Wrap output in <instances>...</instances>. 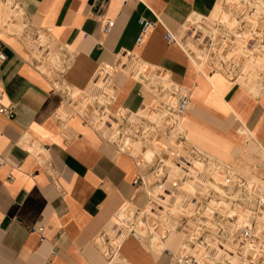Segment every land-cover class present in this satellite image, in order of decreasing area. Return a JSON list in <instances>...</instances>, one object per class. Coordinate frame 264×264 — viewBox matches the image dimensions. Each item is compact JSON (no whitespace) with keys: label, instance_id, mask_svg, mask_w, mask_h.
I'll return each mask as SVG.
<instances>
[{"label":"crops","instance_id":"0c3cea01","mask_svg":"<svg viewBox=\"0 0 264 264\" xmlns=\"http://www.w3.org/2000/svg\"><path fill=\"white\" fill-rule=\"evenodd\" d=\"M11 1L23 20L22 32L0 37L2 102L15 105L13 116L0 115V264H172L171 235L160 240L162 250L150 235L107 229L122 204L140 205L132 186L136 163L77 111L62 113L66 96L55 84L86 90L107 67L117 93L101 113L135 116L144 89L118 62L131 55L164 70L189 95L181 120L189 148L231 171L255 173L264 163V76L245 86L210 64L195 66L166 41L165 33L178 34L217 0ZM5 5L0 0V13ZM141 19L153 25L137 42ZM105 20L113 25L102 34ZM39 48L67 65L61 74L39 69Z\"/></svg>","mask_w":264,"mask_h":264},{"label":"rangeland","instance_id":"374dc122","mask_svg":"<svg viewBox=\"0 0 264 264\" xmlns=\"http://www.w3.org/2000/svg\"><path fill=\"white\" fill-rule=\"evenodd\" d=\"M10 5H12V1L6 0L5 9L10 8L11 7ZM238 5H241V7H245V9H248L249 10L247 13L248 15L252 14L253 12H255L257 10V14H255V16L259 17V18H256L253 15L250 17V19L262 20L260 18H262L261 16H263V7L258 0H242V1L241 0H231V2L227 6H224L222 9L219 8L218 1H216L214 3V5L212 6V8L206 14H195V15H193L194 16L193 19H191V17H190L191 24H192L191 27L187 30H182V31L180 30L179 32H183V33L180 34L178 32L177 36L181 39L180 47L187 54V56L190 58L191 62L195 66L200 67V68H206L205 64H210V65H213L215 68H217L222 74H225L227 72L229 77L236 79L239 83L244 84L245 86H253V85L255 86V84L257 82H259V80L262 79L264 76V69H261L259 66V61L262 58V56H264V49H261V50L259 49L258 51H256V50H254V47L251 48L249 46V44H247L246 50L249 53H251L249 58H250V61H252L251 64H248V65H244V63H242L239 60V57L242 54H239L237 52H233L232 53L233 55L230 56L231 58L226 57L223 59V57H221L220 53H223L224 51L228 52L229 47L226 44H223V46H221L220 49L218 50L213 46V43L215 41H218V40L226 41V42L227 41H233V37L231 36V32H229L226 28H220V27H215L216 34L208 36V38L206 40L207 42L205 43V46H204V48L207 50V52L203 51L202 50L203 48L200 47L201 49H199V46L197 47V45L196 46L194 45L195 36H193V34L199 35L201 32L203 33V31H204V30H201L202 26H199L197 24L198 19H203V18L207 19L208 18V19L212 20L213 22L217 23L219 18L222 15V13L228 12L227 14L229 17L228 18V21H229L234 16L237 17V15L241 14V12H235L234 11V7H237ZM217 6H218V8H217ZM16 11H18L17 13L19 14L18 15L19 21H16V22H18L17 24L15 22V19H16L15 16L9 17L10 20L8 19L6 26H3L4 24H2V22L0 21V37H4V35H16L19 32H22L21 30H22L23 16L20 15V14H22V11L18 10V9H16ZM196 15H197L198 19H195ZM13 17H15L14 20L12 19ZM241 17H243V16H241ZM199 21H201V20H199ZM8 23H9V25L12 24L11 26L16 27V30H17V31L15 30L16 33L13 32V34H12L11 31L9 32L8 30H1V27L3 29H7V27H9ZM233 30H234L233 32H237L238 28L233 27ZM186 32H194V33L184 35ZM256 32H258V31H256L255 29L252 28L249 31V37L251 40L258 41L259 44L261 45L262 42H264V26L262 25L259 32L258 33H256ZM226 35H230V36H226ZM203 36H204V34H202V37ZM202 37L199 38L198 40L201 41ZM199 41H198V43H199ZM33 46H35V43H33ZM35 50H37V49H35ZM46 51H48V50L44 49V51H42L39 48V50H37V52L34 53V56H36L35 59H37L38 61L44 62V63L40 64L41 67L39 69L42 70L46 76L56 77L57 71L60 70V66L58 63H55L52 61V57H51L52 54H50L51 52H46ZM215 61L219 62V63L215 64ZM46 62L48 63V65L46 64ZM125 62H127V65H129L128 63L133 62L134 64H137L139 61H138V59H136L135 57H132L131 55H125L119 61L120 67L123 70H126L127 72H129V69H126V67L124 68ZM133 63H131V64H133ZM144 66L145 67L143 70H144V75H145L146 68L151 69L152 67L148 66V65H144ZM107 71L104 72L103 68L101 67V68H99V70L97 72L98 74L96 73V75L104 76V77L108 78L111 71L109 69ZM102 73L105 75H103ZM95 76H94V79H92L90 82V85L92 84L90 87V90H92V91H90L89 93H86L87 95L86 94L80 95V93L79 94L76 93L75 96L72 97L70 95V93H71L70 88L65 89V87L63 85L58 84V83L55 84V87L59 90H62L64 95L66 96V102L62 106V113H69L71 111H77L82 116V118H84L88 123H90L94 127V129L96 130V128H97L96 124L98 123L97 121H99V118L104 117V116H106V114L108 115L109 113H105V111H104V113H101V110H104V108L106 107V106H104V104L102 102L103 99L105 100V98H103L102 96L97 97L96 94H94V93H96L97 90L101 89L100 85L98 87H96V82H94L96 79ZM137 79H138L137 80L138 83L144 89V93H145L144 94V106H143V108L135 116L130 115L128 113H122V112L118 113V114H116V113L115 114H109L108 117H123V120H121L122 121V122L120 121L121 124L120 123L117 124V128H115L113 130V133H112L113 135L110 134L108 137H105L104 135H101V134L100 135L103 138H105L106 140L113 142V144L117 148L121 149L123 151V153L130 155L134 161L140 159L138 161H135V163H136L138 169H140L141 171H144V173H149L151 170H153L155 167H157L156 166L157 165V159H161L162 162H164L166 165H169V167H172L171 168L172 171H176L175 169H177L175 166L173 168V165H171V164H174L175 162L178 165L180 164V166H183V167L184 166L185 167L193 166V168H195V173H196L195 177L196 176L197 177L202 176V177H204L205 181L207 182L206 184H210L213 186L215 185L214 187H216L217 190L209 191V193H213L216 196H219V194L221 193L222 196L224 197L223 198L224 204L219 205V206H211L209 208V210H206L207 205L205 203H207L208 199H209L208 197H206V198H208V199H206V201L203 199L202 203H199L197 200V202H198V203L196 202L197 207H191L194 205V202L197 199L198 194H196V192H195L194 196H189V194H188V196L187 195L184 196L183 194L181 195V192H179V194H177V199L174 201V203L173 204L171 203L172 205L170 204V206L168 204V206L169 207L175 206L176 208H182L184 210V214L182 216H180L178 220H176V221L173 220L174 222H171V221L170 222L169 221L164 222V224H165L164 230L167 229V230H169V232H167L165 234L153 232L152 234H150L149 237L154 238L151 246L153 248L160 246L159 247V249H160V248H162L161 247L162 244L161 243H160L161 245L159 244L160 240H163L166 236L171 235L172 238L170 239V243H169V245H170L169 248H170L171 253L173 251H175V249H179L181 254L194 255V256L201 257L206 264H214V263H219V262L221 263V262H223L224 257L225 256L227 257V255H224L223 258H222V256H221V258H218V257L216 258V256L214 258V257H212V255L211 256L207 255L204 252V249L207 246V243L204 242V239L207 237H211V244L214 243L213 245H218V244L222 245V244L226 243V241H227L226 239L229 238L230 234L233 233L232 234L234 236L233 242L236 240V238H237V231L236 230H237V226L239 225L238 221L239 220L242 221L243 217H245L248 214V212L246 211L247 205H250V202L254 196L259 195L256 192V189L259 188L258 186L261 187V185H263L262 182L264 179V163H262V165H261L263 167L262 171L261 170L254 171L255 173H253L252 169L246 167L244 170H238L239 172H234V171H231L230 169H226L225 165L220 164V163H216L213 160L206 158L205 156L198 153L197 155H199L201 157V159H198L199 161H196L197 162V164H196L195 162H193L194 161L192 158L193 155L191 154L190 148L187 145V143H181L182 144V148H181L180 147L181 144L176 142V138L170 140L168 142V144L174 145L179 150H181L178 152V155H179L178 158L180 160L179 163L176 161V159L173 158V156L177 154V153H174L173 151H170V153L167 155V157H164V153H162V149L164 146L161 144V142H159L158 138H155L153 135H151L152 133L156 132L157 127H159L160 122H161L160 119L162 118V116L165 115L162 107H164V104H166V102H164L163 98H160L158 101V99H156V96H154V94H155L154 89L157 88L158 86H160V83H162L163 81L158 80L157 78H155V76L152 78L149 77L150 82H152V83L147 84V82H146V85H144V83L140 81L141 79H139V78H137ZM166 79L170 80L171 78L166 77ZM88 87H89V85H88ZM114 90H115L114 87L106 88V86L102 89V91L108 92L109 95L113 94ZM64 106L67 107V109L64 108ZM99 106H101L102 109L99 110V108H98ZM92 110H93L92 115L94 117L92 118V120H89L87 113L90 114ZM131 125H133V127L134 126L138 127V129H140V127L141 128L142 127H144V128L148 127L149 128V132H145L143 134L144 137H142L143 139L140 138V141L144 143L143 147H145L146 149L149 150L150 160L143 161L142 158H139V155L141 154V149L140 150H138V149L134 150L130 143L125 144L123 142L125 138H133L132 135L124 133V131H126V129L132 127ZM180 130L183 132V135H185L184 129L182 128L181 123H180ZM117 131H119V134H117ZM135 134L139 135L140 131L136 132ZM134 140H137V139L135 138ZM157 142H158V144H161V145L158 146ZM164 151H166V150H164ZM151 154H153V155H151ZM200 164H202V165H200ZM178 165H176V166H178ZM240 178H241V180H240ZM236 184H238L240 187L237 186ZM168 192H171V191H168ZM170 195L171 194H169V196ZM141 200H143V196H139L140 203H141ZM189 207L192 208V211L190 209H188L189 211L187 212V208H189ZM182 217H183V219H182ZM198 221L202 222L204 225V226H202L201 230L196 228V223ZM187 223H189V225L191 224L190 226H192V227H189L188 230H186L187 233L189 232L190 234L188 233L189 234V235H187V236H189L188 238L187 237L182 238L179 235V233L182 232L184 225H186ZM226 223H231V228H229V229L225 228V227H227V226H225V225H227ZM218 227H220V228H218ZM112 229L115 231L118 230L117 228H112ZM260 230L261 229H259V231ZM104 232L108 234L107 229L104 230ZM119 235L120 234L118 233V236ZM118 236L116 235V238ZM97 242H98L99 246H103L102 241L99 242V240L97 239ZM157 244H159V245H157ZM249 244H251V245L253 244L254 248H256V249L263 246V248H261L262 251H256L255 253L257 255L262 254V252L264 253V233L263 234L262 233L257 234V236H255L254 239ZM250 247H252V246H250ZM190 249H192V250L194 249V250L191 251ZM227 253H229V254L231 253L230 255H228V258H231V259L236 258L234 256V255H236V252L233 249H230L229 252H227ZM233 264H238V263L235 260V263H233Z\"/></svg>","mask_w":264,"mask_h":264},{"label":"built area","instance_id":"2783aa9c","mask_svg":"<svg viewBox=\"0 0 264 264\" xmlns=\"http://www.w3.org/2000/svg\"><path fill=\"white\" fill-rule=\"evenodd\" d=\"M261 17L262 18L260 19L263 20L264 14ZM112 25H113L112 20H105L100 27L101 33L107 34L110 31ZM140 25H141V29H140V34L137 38V42H139L142 36L146 33V31L150 27H152L153 23L148 19H141ZM24 26L25 25H23V27ZM165 39L169 44H177L179 46L181 45L180 44L181 39L177 36V34H172L167 32L165 33ZM4 59L5 56L0 50V62H2ZM59 66H60V70L58 71V73L61 74L67 65L65 63H61L59 64ZM212 67L214 70L219 71L213 65ZM156 74L160 81H164V80L167 81L166 77H169L168 74L160 68H156V67H152L151 69L146 68L145 75L147 77L152 78ZM130 75L132 76V74ZM225 75L229 77L227 72L225 73ZM141 82H143L144 85H146L145 80L143 81L141 80ZM154 93H155L154 96H156V99H158V101L160 98H163L167 94L166 95L167 103L164 104V107H162L165 115L162 116V118L160 119L161 122L159 127H157L156 132L152 133L151 135L154 136L155 134H158L159 136L165 138L166 140L159 141L164 146L162 149V153H164L165 157H167L170 151L177 153L176 155L173 156V158L176 159V161L179 163L180 160L178 158L179 156L178 152L181 150H179L174 145L168 144V142L176 138V142L180 144L185 143V140H183L184 139L183 132L180 130V123L183 115L190 106L189 95L187 93L180 92L179 86L175 83L172 86V88L168 87L166 89L164 85L160 84V86L154 89ZM14 107H15L14 104L6 105L2 102V93L0 91V115H7L9 117L13 116ZM136 128L138 132L140 131L142 137H144L143 134L145 132H149L148 127L145 128L140 127V129H138V127ZM117 134H119V131H117ZM161 144H158L157 142L158 146H160ZM180 147L182 148V144ZM117 149L123 152L121 149L119 148ZM190 152L193 155L192 156L194 160L193 162L197 164L196 161H199L198 159H201V157L197 155L198 152H196L194 149L190 148ZM3 163L4 160L0 158V164ZM171 165L175 166L178 170L175 172L168 168V170L166 171L167 165H165V163L162 162L161 159H157V165H156L157 167H155L149 173H144V171H141L137 167V173L132 181V186L136 189V196L137 197L143 196V200H141V203L139 202L140 205H138L134 201H130L120 206V208L117 210L116 214L114 215V217L116 216V218L118 219V225H117L118 230L122 231V233H125L126 235L135 238L143 237L145 235H150L153 232L165 234L169 232V230L167 229L164 230L165 227L164 222L165 221L174 222L184 214V210L182 208H176V207L170 208L168 205H165V202L167 201L170 192L165 190L164 182L167 177H171L173 181L171 184L172 187L174 189H178V191L181 192V195L183 194L184 196L186 195L188 196L189 192L184 191L183 189H185L188 186V183L190 182L192 177H194V175L196 174L195 168H193V166L183 167L180 166V164L178 165L176 162ZM176 165H178L179 167ZM152 172L154 173L152 174ZM260 193L259 195L253 197V199L250 202V205H247L246 211L248 212V214L245 217H243L242 221L240 220L238 221L239 225L237 226V230H236L237 238L234 242H232L230 248L236 252V255H234L236 258L233 259L234 263L236 260L238 264H264V253L262 252V254L259 255L255 253L256 251H262L261 248H263V246L256 249L254 248L253 244L252 245L249 244L254 239V237L257 236V234L264 233L263 231L264 230V192H260ZM259 229L261 230L259 231ZM249 246L252 247L249 248ZM248 252L250 258H244L243 255ZM104 254L107 255L108 257L114 256V251L113 250L109 251L108 249H105ZM224 255L221 256L224 257ZM228 255L227 257L226 256L224 257L223 262L214 263V264H233L231 262L232 259L228 258ZM221 256H218V258H221ZM170 257L172 260V264H206L201 257L194 255H184V254L175 255L171 253Z\"/></svg>","mask_w":264,"mask_h":264},{"label":"bare ground","instance_id":"6f19581e","mask_svg":"<svg viewBox=\"0 0 264 264\" xmlns=\"http://www.w3.org/2000/svg\"><path fill=\"white\" fill-rule=\"evenodd\" d=\"M218 1V6H219V8H223L224 6H227L230 2H231V0H217ZM242 1V0H241ZM238 2V1H237ZM245 3V2H244ZM233 4V3H232ZM218 6H217V8H218ZM17 7V6H16ZM242 8V9H241ZM244 8V9H243ZM256 9V8H255ZM218 10V9H217ZM220 10V9H219ZM227 10V9H226ZM229 11V10H228ZM234 11L235 12H241V14H239V15H237V17H233L232 19H230L229 21H228V12L227 13H225V12H223L222 13V15H221V17L219 18V20H218V22L217 23H215V22H213L212 20H210V19H198L197 18V15L195 16V19H198V21H197V24L199 25V26H202V29L201 30H204L203 31V33L202 34H204V36L202 37V34L200 33L199 35L198 34H193V36H195V42H194V45L196 46L197 45V47L199 46V49H201V48H203L202 50L203 51H206L207 52V50L204 48V46H205V43L207 42L206 40H207V38H208V36L209 35H213V34H216V29H215V27H220V28H226L229 32H231V36L233 37V41H221V40H218V41H215L214 43H213V46L216 48V49H220V47L221 46H223V44H226L228 47H229V51L228 52H223V53H220V55H221V57H223V59L224 58H226V57H230L231 55H233L232 53L233 52H237V53H239V54H242L240 57H239V60L242 62V63H244V65H248V64H251V62L252 61H250V54L251 53H249L247 50H246V45L247 44H249V46L251 47V48H253L254 47V50H256V51H258L259 49L261 50V49H264V42H262V44L260 45L259 44V42L258 41H255V40H251L250 39V37H249V31L253 28V29H255L256 31H258L259 32V30H260V28H261V26L263 25L264 26V20H252V19H250V17L251 16H255V14H257V10L255 11V12H253L252 14H250V15H248L247 13H248V9H245V7H241V5H238L237 7H234ZM18 11H16V9H14L13 8V6L11 5V7L10 8H6L3 12H1L0 13V21L2 22V24H4L3 26H6V24H7V21H8V19H9V17L10 16H15L16 17V19H15V22L16 21H19L18 20V13H17ZM217 12V11H216ZM192 16V15H191ZM241 16H243V17H241ZM15 17H13L12 19L14 20V18ZM193 17L194 16H192L191 17V19H193ZM256 17V16H255ZM256 18H259V17H256ZM191 19L189 18V19H187L186 20V22L183 24V26L181 27V31L182 30H187V29H189L190 27H191ZM10 20V19H9ZM199 20H201V21H199ZM204 23H203V22ZM18 22H16V24H17ZM14 24V23H13ZM8 25H9V23H8ZM7 25V26H8ZM12 25V24H11ZM11 25H9V27H7V29H3L2 27H1V30H8L9 32L11 31V33L13 34V32L14 33H16L15 32V30H16V27H14V26H11ZM11 26V27H10ZM16 26V25H15ZM233 27H237L238 28V30H237V32H233L234 30H233ZM201 28V27H200ZM17 31V30H16ZM191 31V30H190ZM258 32H256V33H258ZM180 34H182L183 32H179ZM192 33H194V32H186L184 35H186V34H192ZM226 36H230V35H226ZM202 37V40L201 41H199L198 39L199 38H201ZM249 38V39H248ZM198 41H199V43H198ZM223 42V43H222ZM201 47V48H200ZM245 48V49H244ZM250 48V49H251ZM252 50V49H251ZM211 52V51H210ZM214 56V55H213ZM215 57V56H214ZM231 58V57H230ZM134 61V60H133ZM119 62V61H118ZM135 62V61H134ZM131 63H133V62H131ZM131 63H128L129 65H127V62H125V65H124V68L126 67V69H129V73L130 74H132V77L133 78H135V79H137V78H139V79H141L142 81L143 80H145L146 82H147V84H151L152 82H150V79H149V77H147L146 75H144V63L143 62H136L137 64H131ZM217 63H219V62H216L215 61V64H217ZM200 64V63H199ZM214 64V63H213ZM253 65V64H252ZM259 66H260V68L261 69H264V56H262V58L260 59V61H259ZM152 67V66H151ZM101 70V69H100ZM104 72H106L107 70H108V68L106 67H104ZM110 70V69H109ZM108 72V71H107ZM98 74V73H97ZM103 74V73H102ZM103 75H105V74H103ZM155 76V78H157L158 80H159V78H158V76H157V74L156 75H154ZM153 76V77H154ZM96 77V79H95V81L94 82H96V87H98L99 85H100V88L101 89H99V90H97L96 91V93H94V94H96V96L97 97H99V96H102L103 98H105V100L103 99V104L105 103H108V100H110L111 98H113L114 96H115V93H117V91H116V89H115V87H114V93L113 94H110L109 95V93L108 92H106V91H102V89L106 86V88H111V87H113V85L110 83V81L108 80V78L107 77H104V76H99V75H96L95 76ZM94 79V78H93ZM138 80V79H137ZM140 80V81H141ZM160 84H162V85H164L165 86V89L166 88H172V86L174 85V83L173 82H171V81H169V80H167V81H163L162 83H160ZM92 85V84H91ZM91 85H89V87H88V89H86V90H78V89H76V88H73V89H71V93H70V95L72 96V97H74L75 96V94L76 93H80V95H85L86 93H89L90 91H92V90H90V87H91ZM156 86V85H155ZM96 90V89H95ZM93 94V93H92ZM87 95V94H86ZM167 95V94H166ZM166 95L163 97V100H164V102H166L167 103V98H166ZM147 98V97H146ZM108 99V100H107ZM111 101V100H110ZM107 105V104H106ZM64 108H66L67 109V107H65L64 106ZM69 109V108H68ZM88 111V110H87ZM95 111V110H94ZM92 112H93V110L91 111V113L90 114H88L87 113V116H88V119L89 120H92V118L94 117L93 115H92ZM105 113H107V109L105 110ZM109 115V114H108ZM108 115L106 114V116H104V117H101V118H99V121H97L98 123L96 124L97 125V128H96V130L98 131V133L99 134H101V135H104L105 137H108L110 134L111 135H113L112 133H113V130L115 129V128H117V124H119L120 123V121L121 120H123V117H108ZM91 116V117H90ZM136 132H138V130H137V128L134 126H132V127H130V128H128V129H126V131H124V133H126V134H129V135H132L133 136V138L135 139V138H137V140H134V139H132V138H125L124 139V143L125 144H131V146H132V148L135 150V149H138V150H140L141 149V154L139 155V158H142V160L143 161H148V160H150V156H149V150L148 149H146L145 147H143V142H141L139 139L142 137V135L140 134V135H136L135 133ZM154 137L155 138H161V139H159V141L160 140H166L165 138H163V137H161V136H159L158 134H155L154 135ZM143 139V138H142ZM175 142V141H174ZM167 145V144H166ZM151 155H153V154H151ZM155 156V155H154ZM163 157V156H162ZM165 157V156H164ZM164 159V158H163ZM138 160H140V159H138ZM150 162V161H149ZM166 165V164H165ZM200 165H202V164H200ZM168 168L170 169V170H172L171 168L172 167H169V165H167V168H166V171L168 170ZM173 168H174V166H173ZM176 171H177V169H175ZM175 171V172H176ZM154 172H152V174H153ZM200 173V172H199ZM151 175V174H150ZM149 175V176H150ZM235 178V177H234ZM238 178V177H237ZM236 179V178H235ZM240 180H241V178H240ZM172 178L171 177H167L166 179H165V182H164V188H165V190H167V191H171L170 192V196H169V198L167 199V202H165V205H168L169 204V206H170V204L172 203H174V201L177 199V194H179V191H178V189H174L173 187H172ZM207 182L205 181V179H204V177H202V176H196L195 177V175H194V177H192V179L190 180V182L188 183V186L185 188V189H183L184 191H189V194H190V196H194L195 194V192H196V194H198V197H197V199L195 200V202H194V205L193 206H191V207H197V203L199 202V203H202V200L204 199L205 201H206V199H208V202L207 203H205L206 205H207V208H206V210H209V208L211 207V206H219V205H222V204H224V200H223V196H222V194L220 193L219 194V196H216V195H214L213 193H209V191H213V190H217L216 189V187H214L213 185H210V184H206ZM220 183V182H219ZM222 184V183H221ZM262 184L263 185H261V187L260 186H258L259 188H257L256 189V192H264L263 190H264V179H263V182H262ZM238 185V184H237ZM221 186V185H220ZM231 186V185H230ZM239 186V185H238ZM232 187V186H231ZM240 187V186H239ZM250 187V186H249ZM259 194V193H258ZM206 197H208V198H206ZM232 198V197H231ZM193 199V198H192ZM197 200H198V202H197ZM197 202V203H196ZM171 204V205H172ZM175 206H173V207H170V208H174ZM191 207H189V208H187V212L189 211L188 209H190L191 211H192V208ZM182 219H183V217H182ZM111 222V223H110ZM109 222V224L107 225V229H112V228H117V225H118V219L116 218V216L115 217H113V219L111 220ZM227 225H225V226H227V227H225V228H231V223H226ZM191 225V224H190ZM189 225V223H187L186 225H184V228H183V230H182V232H180L179 233V235L182 237V238H184V237H189V236H187V235H189L188 233H187V231L186 230H188L189 229V227H192V226H190ZM202 226H204L203 225V223L202 222H197L196 223V228L197 229H202ZM176 228V227H175ZM218 228H220V227H218ZM224 228V227H223ZM236 229V228H235ZM215 230V229H214ZM233 234V233H232ZM232 234H230V236H229V238H227L226 240V243H224V244H222V245H220V244H218V245H213V244H211V237H207V238H205L204 239V242H206L207 243V246H206V248L204 249V252L207 254V255H212L213 257H218V256H221L222 254L224 255V254H227V252H229V248H231V245H232V242H233V239H234V236L232 235ZM118 236V235H117ZM121 237H123V234H120L116 239H117V244H118V242H119V240L120 239H122ZM122 242V241H121ZM223 243V242H222ZM115 244V243H114ZM162 244V243H161ZM163 249H164V245L162 244V246H161ZM161 248V249H162ZM181 248V247H180ZM249 248H250V246H249ZM162 249V250H163ZM191 251H193L192 249H190ZM173 254H175V255H179V254H181V252H180V250L179 249H177V250H175L174 252H173ZM229 254V253H228ZM227 254V255H228ZM244 256V258H249L250 257V255H249V252L248 253H246V254H244L243 255ZM230 257V256H229ZM223 258V257H222ZM231 262H233V259H232V261ZM234 263V262H233Z\"/></svg>","mask_w":264,"mask_h":264}]
</instances>
